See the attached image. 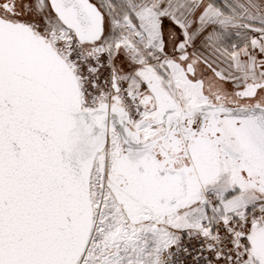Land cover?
Instances as JSON below:
<instances>
[{
  "label": "snow or ice",
  "instance_id": "6c2138e0",
  "mask_svg": "<svg viewBox=\"0 0 264 264\" xmlns=\"http://www.w3.org/2000/svg\"><path fill=\"white\" fill-rule=\"evenodd\" d=\"M0 264H264V0H0Z\"/></svg>",
  "mask_w": 264,
  "mask_h": 264
}]
</instances>
